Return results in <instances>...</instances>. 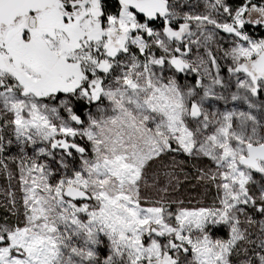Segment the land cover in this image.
I'll return each instance as SVG.
<instances>
[{
  "label": "snow or ice",
  "instance_id": "obj_1",
  "mask_svg": "<svg viewBox=\"0 0 264 264\" xmlns=\"http://www.w3.org/2000/svg\"><path fill=\"white\" fill-rule=\"evenodd\" d=\"M194 7L0 0V264H264V0Z\"/></svg>",
  "mask_w": 264,
  "mask_h": 264
},
{
  "label": "rangeland",
  "instance_id": "obj_2",
  "mask_svg": "<svg viewBox=\"0 0 264 264\" xmlns=\"http://www.w3.org/2000/svg\"><path fill=\"white\" fill-rule=\"evenodd\" d=\"M189 4L195 5L194 8H192V11H196V12H203L205 11L204 8V0H189ZM224 36V40L221 41L222 45L224 47H228L230 44V40L227 36V34H222ZM253 38L255 39H260V38H264L263 36L260 37H255L253 35H251ZM221 64H226V61L221 60L220 61ZM224 70L227 72V68L224 67L222 69V75H224L225 77L228 76V73H224ZM182 82L184 78H181ZM191 79V78H189ZM235 89L233 88V91ZM261 99H264V97H262ZM239 103V102H237ZM233 105H229V107H232ZM237 110H247L246 105H239V107L237 108ZM30 154H31V150H29ZM14 153V150H13ZM189 171H192L191 167L189 166ZM196 181L192 180L190 182H185L180 190L176 193L177 196H179L181 199H183L185 201V206L188 207H193V206H197V201H200L204 204H211L212 202V197L214 195L215 189H210L207 193H205V190L203 187L196 185ZM13 186H15V181H13ZM8 187V181L7 178L3 175H0V197H2V192L4 189H6ZM175 207V205L173 206ZM4 213L2 212V210H0V216H2Z\"/></svg>",
  "mask_w": 264,
  "mask_h": 264
},
{
  "label": "trees",
  "instance_id": "obj_3",
  "mask_svg": "<svg viewBox=\"0 0 264 264\" xmlns=\"http://www.w3.org/2000/svg\"><path fill=\"white\" fill-rule=\"evenodd\" d=\"M228 3L232 4L233 6H236L239 3V0H228ZM248 29L250 30L251 35L255 37H260L264 35L263 28L249 26ZM224 73L226 74L227 72L224 70Z\"/></svg>",
  "mask_w": 264,
  "mask_h": 264
},
{
  "label": "built area",
  "instance_id": "obj_4",
  "mask_svg": "<svg viewBox=\"0 0 264 264\" xmlns=\"http://www.w3.org/2000/svg\"><path fill=\"white\" fill-rule=\"evenodd\" d=\"M247 31L249 32V34L251 35V32H250V30L249 29H247Z\"/></svg>",
  "mask_w": 264,
  "mask_h": 264
},
{
  "label": "flooded vegetation",
  "instance_id": "obj_5",
  "mask_svg": "<svg viewBox=\"0 0 264 264\" xmlns=\"http://www.w3.org/2000/svg\"><path fill=\"white\" fill-rule=\"evenodd\" d=\"M263 32H264V28H263Z\"/></svg>",
  "mask_w": 264,
  "mask_h": 264
}]
</instances>
